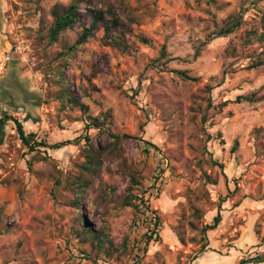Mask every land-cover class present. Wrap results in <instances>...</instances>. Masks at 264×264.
<instances>
[{
    "label": "rangeland",
    "instance_id": "rangeland-1",
    "mask_svg": "<svg viewBox=\"0 0 264 264\" xmlns=\"http://www.w3.org/2000/svg\"><path fill=\"white\" fill-rule=\"evenodd\" d=\"M70 1L0 0V50L27 47L0 73V118L11 117L0 125V264H264V63L252 66L264 60V0H84L82 20L88 9L109 17L111 8L130 28V48L103 43L99 26L66 54L82 27L53 43L46 33L50 9ZM238 13L234 32L203 43ZM65 85L87 114L109 113L106 124L65 106ZM253 92L257 100L238 99ZM15 119L36 141L64 144L30 150ZM111 132L123 136L124 157L103 161L77 208L56 179L80 174L87 134L101 149ZM131 174L132 192L160 216L147 244L149 220L121 205ZM218 212L221 222L204 234ZM85 225L107 233L112 252L79 234Z\"/></svg>",
    "mask_w": 264,
    "mask_h": 264
},
{
    "label": "trees",
    "instance_id": "trees-1",
    "mask_svg": "<svg viewBox=\"0 0 264 264\" xmlns=\"http://www.w3.org/2000/svg\"><path fill=\"white\" fill-rule=\"evenodd\" d=\"M84 2V0H71L69 4L63 5L62 3H56L53 5V7L50 9V14L52 15V23L46 33L49 42L53 43L58 41L59 36L66 31L67 29H74L76 25H79L82 27V32L80 34V37L77 39L76 43L69 47V52L66 54H69L70 52H74L76 49H78V46L83 44L87 41L88 37L94 35V30L98 28L99 26H102L104 28L105 34L103 36V43L106 45H112L114 47H117L121 50H129L130 44L127 43L126 40V31H130L129 26L126 25V23L123 21V19L114 12L111 8L107 10V13L109 14V17L105 15V11L101 8L97 9H88V15L90 17L89 22L83 21L81 16V5ZM241 12L245 11L246 8L242 7ZM132 20V18H131ZM242 23L241 15L234 14L231 15L230 18L223 23V25L218 28L215 32L208 35V37L204 40L203 43H208L212 41V39L216 37H226L230 33L234 32ZM262 25V31L260 33V40H264V22ZM255 32V29L249 30L247 33L253 34ZM138 38L144 42L148 43L149 39L145 35H139ZM249 43H252V38H249L247 40ZM166 47L162 49L161 52V58L166 57ZM200 55V47L197 48L194 57H198ZM160 59L156 60L159 61ZM264 60H254L252 62V66H260L263 64ZM183 79H190V80H196L197 78L194 76H191L188 74L187 70H175ZM61 76H63L61 74ZM61 97L64 99V105H71L72 107L78 106L83 113L86 114L87 119L91 121V124L96 127L100 128L101 125H105L107 119L109 118V113H104L103 119L100 116H92L91 114H87L89 110V105L82 102V99L79 96H76L72 93L70 90V87L65 85ZM238 99H246L249 101L257 100L256 98V92H253L251 94H247L245 96H238ZM10 116H5L0 118V125L3 126L6 124L7 120H9ZM17 124V131L19 133V136L23 142V144L27 147H29L30 150L37 149L38 146H45L50 148H60L64 144V142H57L54 144H48L46 140L42 141H36L35 139V133L33 132H26L24 129V126L22 122L18 119H15ZM111 140L109 143L101 149H98L95 147V145L92 142V139L90 135H86L85 138V146L83 147L82 153L84 156V161L81 164V172L79 175H73L70 177L63 178H57L56 184L57 185H67L70 189H72L75 193V198L71 201L73 205H75L77 208H80L79 201L82 199L89 188H91L95 182V179L100 176L102 167H103V161L104 160H110V159H120L124 157V145H123V136L119 133H110ZM150 144V142H149ZM237 144V143H236ZM153 145V144H150ZM38 159L46 160L47 156H40ZM125 167L127 171H129L130 166L127 165L125 161ZM130 183L132 184L128 190V192L121 198V205L122 206H130L133 207L135 212H139L145 215L146 219L149 220V226L146 233V240L145 244L149 243L151 239H155L158 237V224L160 222V216L157 214V212H154L150 208L149 205V198H146L145 195L139 196L138 194H135L132 192L133 184H137V180L135 176L131 174L130 176ZM194 215L199 217L200 210L195 209ZM78 219L81 221H84V216L82 213L78 215ZM222 220L221 214L218 212L213 221L210 224H205L203 226L202 230L203 233L206 234V232L209 229L216 228L219 223ZM81 235L84 236H92V243L96 247V249L105 252L110 253L112 252V241L109 238V235L102 230H95L93 227L89 225H85L81 231L78 232ZM155 235V238H154ZM183 240V238H180ZM85 255H89L88 253H85ZM246 263V260H242L239 264Z\"/></svg>",
    "mask_w": 264,
    "mask_h": 264
},
{
    "label": "built area",
    "instance_id": "built-area-1",
    "mask_svg": "<svg viewBox=\"0 0 264 264\" xmlns=\"http://www.w3.org/2000/svg\"><path fill=\"white\" fill-rule=\"evenodd\" d=\"M9 45V44H8ZM27 47L23 41H19L14 45L7 46L0 50V73L4 72L7 68L8 62L11 59V53L24 54Z\"/></svg>",
    "mask_w": 264,
    "mask_h": 264
}]
</instances>
